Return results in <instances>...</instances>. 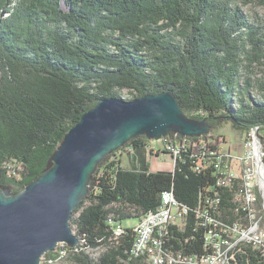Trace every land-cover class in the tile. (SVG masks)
I'll return each mask as SVG.
<instances>
[{"label":"trees","instance_id":"obj_1","mask_svg":"<svg viewBox=\"0 0 264 264\" xmlns=\"http://www.w3.org/2000/svg\"><path fill=\"white\" fill-rule=\"evenodd\" d=\"M61 1L0 0V186L17 192L39 176L81 115L99 99L116 97V89L135 90L129 99L171 91L187 116L211 124L209 132L162 138L179 149L170 171L150 170L145 135L104 156L71 215L82 243L65 250L92 264L82 248L104 245L94 264H148L130 257L132 225L122 220L154 211L161 193L172 190L189 210L182 227H169L164 247L184 256L208 254L193 212L215 186L202 146L216 149L227 124L243 132L264 129V93L257 99L248 86L233 105L240 52L246 50L247 65H264V23H249L241 0H66L68 10ZM116 224L124 227L120 236ZM236 249L242 250L236 264H264L252 246Z\"/></svg>","mask_w":264,"mask_h":264},{"label":"water","instance_id":"obj_2","mask_svg":"<svg viewBox=\"0 0 264 264\" xmlns=\"http://www.w3.org/2000/svg\"><path fill=\"white\" fill-rule=\"evenodd\" d=\"M210 128L187 116L171 91L99 99L66 132L39 176L17 192L0 186V264H40L59 243L76 247L73 210L87 195L99 162L131 138L198 137Z\"/></svg>","mask_w":264,"mask_h":264},{"label":"built area","instance_id":"obj_3","mask_svg":"<svg viewBox=\"0 0 264 264\" xmlns=\"http://www.w3.org/2000/svg\"><path fill=\"white\" fill-rule=\"evenodd\" d=\"M237 143L225 148L218 144L214 150L202 146L207 155L203 167H213L215 186L206 188L193 212L197 225L204 229V243L210 252L184 256L164 247L169 227L179 226L180 222L183 226L189 210L177 201L172 190H165L159 207L131 226V258H143L148 264H236L237 254L242 251L236 249V242L240 241L252 243L256 255L264 258V129L252 126ZM166 149L173 157L179 155L174 146L167 145ZM113 233L120 236L124 227L114 225Z\"/></svg>","mask_w":264,"mask_h":264},{"label":"rangeland","instance_id":"obj_4","mask_svg":"<svg viewBox=\"0 0 264 264\" xmlns=\"http://www.w3.org/2000/svg\"><path fill=\"white\" fill-rule=\"evenodd\" d=\"M245 0H241L239 5L241 10L244 12L246 19L249 23L256 26L257 23H264V4L255 1H250L248 3H243ZM61 8L63 10H68V4L66 0L61 1ZM249 46L246 45V49ZM245 51H241L238 57V65L236 67V81L237 83L233 89V105L237 106L238 103V96L241 95L242 91H245L249 88V93L251 96L261 99L263 98L264 90H261L260 85L264 84V65L256 66V62L252 63L251 65H247V61L244 58ZM116 97H121L123 99L131 98L136 91L132 89H116L115 90ZM243 132L240 129L233 128L230 124H227L225 127L220 129V134L222 135L223 141L219 143L220 146L224 148L231 145H237L242 137ZM218 145V146H219ZM176 148L175 145H172ZM166 150L165 149V141L163 139L155 140L152 139L149 146V163L151 170H154L156 166H159L164 169L173 170V159L168 152H160L159 156L155 154L157 150ZM122 163L125 168L130 166L128 155L124 154L122 156ZM135 216V215H133ZM137 222L135 217H130L122 220V224H126V226L134 225ZM181 225V222L179 223ZM71 229L74 234L75 227L71 226ZM82 241H79L78 247L81 245ZM66 244L59 243L55 249L56 254L54 253L53 256L47 257L45 254L41 258L40 264H81L76 262L74 259V252H68L65 250ZM79 249V248H78ZM84 253L91 259L92 264H94L98 258V256L105 250V246L101 245L95 248H82ZM60 250V251H59ZM53 251V252H55ZM79 251V250H78Z\"/></svg>","mask_w":264,"mask_h":264},{"label":"bare ground","instance_id":"obj_5","mask_svg":"<svg viewBox=\"0 0 264 264\" xmlns=\"http://www.w3.org/2000/svg\"><path fill=\"white\" fill-rule=\"evenodd\" d=\"M167 145H171L170 143H165V149H166V146ZM172 146V145H171ZM177 148V147H176ZM169 154H170V152L169 151H167ZM171 155V154H170ZM171 157H172V159H173V164H174V161H175V157H173L172 155H171ZM240 244H248V245H250V246H252L253 247V245H252V243H248L247 241H240V242H236V248L240 245ZM254 248V247H253Z\"/></svg>","mask_w":264,"mask_h":264},{"label":"crops","instance_id":"obj_6","mask_svg":"<svg viewBox=\"0 0 264 264\" xmlns=\"http://www.w3.org/2000/svg\"><path fill=\"white\" fill-rule=\"evenodd\" d=\"M124 155V154H123ZM122 155V156H123ZM122 156H121V161H122ZM159 156V155H158ZM121 165L123 166V163H121ZM124 167V166H123ZM150 170H151V168H150ZM162 170H166V171H170L171 170V168H169V169H164V168H161V167H159V166H156L155 168H154V170H151V171H162ZM124 226H126V224H123Z\"/></svg>","mask_w":264,"mask_h":264}]
</instances>
